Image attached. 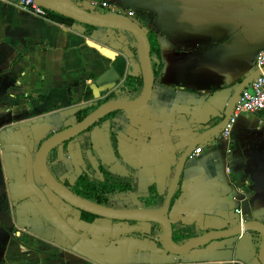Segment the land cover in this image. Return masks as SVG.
Returning a JSON list of instances; mask_svg holds the SVG:
<instances>
[{"label":"crops","instance_id":"obj_1","mask_svg":"<svg viewBox=\"0 0 264 264\" xmlns=\"http://www.w3.org/2000/svg\"><path fill=\"white\" fill-rule=\"evenodd\" d=\"M20 1L0 0V264H263L264 238L255 232L174 256L156 224H86L78 211L67 219L81 233L75 245L37 226L39 219L32 227L18 226L23 233L13 236L15 218L25 222L34 208L25 202L31 195L25 157L4 146L26 144L37 151L51 135L74 126L78 111L128 76H142L140 57L125 45L124 32L99 28L87 35L84 26L38 17ZM78 1L87 9L107 1L133 10L156 47L157 72L143 108L117 112L77 137L61 165L75 177L87 154L95 167L102 161L130 174L139 193L153 187L165 199L187 149L221 124L238 87L256 72L264 49V0ZM109 68L119 80L97 85ZM199 147L201 153L185 162L169 211L174 240L184 244L247 221L264 224V110L241 116L229 140L219 132ZM116 203L141 207L130 197Z\"/></svg>","mask_w":264,"mask_h":264},{"label":"water","instance_id":"obj_2","mask_svg":"<svg viewBox=\"0 0 264 264\" xmlns=\"http://www.w3.org/2000/svg\"><path fill=\"white\" fill-rule=\"evenodd\" d=\"M37 3L45 7L47 10L56 12L62 16L71 18L79 25L97 27L98 29H108L116 32L131 33L138 40L140 48V62L142 68L144 87L140 96L132 101L113 100L105 103L95 110L82 122L72 126L53 137L49 138L38 150L35 158L30 148L26 144L5 145L4 151L7 153H19L25 156L26 160V182L30 191L39 199L35 204L37 212L46 221V223L69 241L71 245H75L81 238V234L76 228L68 223L62 216L58 207H54L44 190L38 186L36 182V174L46 186L47 193L56 195L62 202L74 207L82 212H86L105 220V225L110 226L113 222H134V223H154L162 227L163 235L161 243L165 250L174 256H183L191 251L205 246L212 241L219 239L234 238L240 236L243 232H255L264 238V224L258 221H247L244 224L236 226L228 230H216L202 236L189 240L188 242L178 245L173 238V228L169 219V211L171 201L176 192L182 170L186 160L198 148L201 142L212 135L217 134L225 126L231 116L238 98L245 88L257 78L259 72L247 78L238 87L234 93L230 108L221 124L210 129L201 135L182 156L172 188L166 196L164 205L159 209H115L106 207L84 198H81L59 183L48 171L46 162L49 153L56 147L65 142L79 136L85 131L93 127L104 117L118 111L134 112L143 108L151 99L154 86V71L151 59V44L147 32L134 20L125 16L116 14H100L96 12V7L91 5V9H87L82 4L73 0H35ZM119 80V76L114 68H109L104 74L98 77L96 84L106 86ZM60 207V206H59ZM264 264V262H263Z\"/></svg>","mask_w":264,"mask_h":264},{"label":"trees","instance_id":"obj_3","mask_svg":"<svg viewBox=\"0 0 264 264\" xmlns=\"http://www.w3.org/2000/svg\"><path fill=\"white\" fill-rule=\"evenodd\" d=\"M106 13H107L106 11H103L100 14H106ZM53 16L59 18L61 21L69 25L76 23V21L71 18L62 16L56 12L48 10V18H52ZM82 26L86 28L87 35L90 34L93 30L98 29L97 27H92V26H85V25ZM127 35H128V39L126 45L129 46L130 49L134 51L136 55H138V57H140V48L138 45V40L131 33H127ZM151 46H152L151 58L152 60H154L153 54L155 52L156 47L153 45V43H151ZM153 71L154 74H156L157 65L155 64V62H153ZM142 87H143V78L141 76H128L126 81L123 83V85L120 88H118L115 92L111 93L107 98L99 101L96 106H90L78 111L76 113L77 122L78 123L82 122L100 106L104 105L109 101L119 100L123 95L129 97L130 99L134 98L141 92ZM53 157H55V155L52 156V159L50 161H53V159H55ZM102 172L104 174V180H101L99 177L91 178L89 174L83 173L78 178L74 186L72 187L68 186V184L66 183H64V185L68 187L76 195L104 206L110 205L109 200L111 197H114V195L128 194L134 192L127 179H123L118 176H115L112 173L105 170H102ZM177 195L178 192L175 193L172 199V203H174L175 200L177 199L178 197ZM135 198L137 202L141 205L140 208L142 209H158L164 205V198L162 196H156V193L154 191H150V194L148 195L141 194L139 196H135ZM97 219L100 218L85 212H82L80 217V220L85 222L86 224H92ZM156 226H158V228L162 232L161 226L159 225ZM141 237H149V236L141 235ZM260 238L263 237L260 236ZM175 240L178 245H182L184 242V241H179L177 239Z\"/></svg>","mask_w":264,"mask_h":264},{"label":"flooded vegetation","instance_id":"obj_4","mask_svg":"<svg viewBox=\"0 0 264 264\" xmlns=\"http://www.w3.org/2000/svg\"><path fill=\"white\" fill-rule=\"evenodd\" d=\"M98 8H100V9H102L103 11H105L103 8H101V7H97V9ZM134 15H135V12H134ZM134 15L133 16H126L125 15V17H127V18H129V19H132V20H134L133 19V17H134ZM125 33V32H124ZM126 35V44H127V39H128V35H127V33H125ZM148 38H149V35H148ZM149 41H150V38H149ZM125 44V45H126ZM151 44V43H150ZM127 46V45H126ZM128 48H130L129 46H127ZM131 50V49H130ZM134 52V51H133ZM134 54H135V52H134ZM151 54H152V46H151ZM138 56V55H137ZM152 59V58H151ZM152 65H153V63H152ZM142 78H143V75L141 76ZM126 81V80H125ZM124 81V82H125ZM123 85V84H122ZM121 85V86H122ZM120 86V87H121ZM143 86H144V82H143ZM120 87H118V88H120ZM117 88V89H118ZM143 88V87H142ZM116 89V90H117ZM115 90V91H116ZM115 91H113V92H115ZM112 92V93H113ZM111 94V93H110ZM109 94V95H110ZM109 95H107L105 98H107ZM139 95V94H138ZM124 96V95H123ZM123 96H121V98L119 99V100H125V101H132V100H135V99H125V98H123ZM140 96V95H139ZM126 97V96H125ZM136 97V96H135ZM134 97V98H135ZM105 98H103V99H105ZM102 99V100H103ZM137 99V98H136ZM101 101V100H100ZM99 102V101H98ZM98 102L95 104V105H92V106H96L97 104H98ZM97 110V109H96ZM118 112H120V111H118ZM117 112H114V113H112V114H110V115H108V116H106V117H104L103 119H101L99 122H97L93 127H91L89 130H87V131H85L84 133H87V132H90L96 125H98L99 123H101V122H103L104 120H106V119H108V118H110L111 116H114L115 114H116ZM75 118H76V115H75ZM76 124H78V122H77V120H76ZM75 124V125H76ZM74 125V126H75ZM68 129V128H67ZM223 129V128H222ZM222 129H221V131H222ZM66 130V129H65ZM64 131V130H63ZM221 131H220V133H221ZM62 132V131H61ZM59 133V132H58ZM58 133H56V134H58ZM84 133H82V134H84ZM219 133V132H218ZM56 134H54V135H56ZM82 134H80L79 136H77V137H80ZM54 135H51L49 138H51V137H53ZM77 137H75V138H73V139H71V140H69V141H67V142H65L64 144H62V145H60V146H58V147H56V148H54L50 153H49V155H48V158H47V162H46V167H47V169H48V171L50 172V174L59 182V183H61L63 186H65L64 185V183H66V184H68V186H74L75 185V183H76V181L78 180V178L83 174V173H87V174H89L90 175V177L91 178H93V177H99L101 180H104V174H103V172H102V170H105V171H108V172H110V173H112L113 175H115V176H118V177H120V178H123V179H127L128 181H129V183H130V185H131V187H132V189H133V193H128V194H118V195H114V197H111L110 198V200H109V202H110V205L109 206H106V207H111V208H115V209H139L140 207L139 206H136V207H134V208H118L117 206H116V200L118 199V198H121V197H130L131 199H133L134 200V202H136L137 203V205H140L138 202H137V200H136V198H135V196H139V195H141V194H143V195H148V194H150V191H154L155 193H156V196H158V193H157V191H156V189L155 188H150L149 189V191L148 192H146V193H139L138 191H137V189H136V187L134 186V184H133V181H132V176L129 174H127V175H124V174H122V173H120L116 168H115V166H114V164H111V165H107V164H104L102 161L100 162V164L97 166V167H95V166H93L92 165V163L90 162V160L88 159V157H87V154H83V162H84V164H83V167L81 168V171H80V173L79 174H77V176H75L74 177V180L72 181L71 179H72V176L71 175H68V169L67 168H65V167H63L61 164H62V157H61V155L62 154H64V150H65V148L73 141V140H75ZM48 138V139H49ZM47 139V140H48ZM46 140V141H47ZM45 141V142H46ZM114 141H115V139H114ZM44 142V143H45ZM43 143V144H44ZM115 143V142H114ZM42 144V145H43ZM41 145V146H42ZM40 146V147H41ZM39 147V148H40ZM39 148H38V150H39ZM4 150V149H3ZM38 150L37 151H32L31 149H30V151L32 152V154H33V157L35 158V156H36V153L38 152ZM63 150V151H62ZM55 155V157H53V158H55V159H53V161H50L51 159H52V156H54ZM25 157V156H24ZM26 161V160H25ZM116 164V163H115ZM58 172H60L61 173V175H65L66 176V178H63V179H61L60 178V176L58 175ZM36 176V182H37V184H38V186H40L43 190H44V192L46 193V196L48 197V199H49V201H50V203L54 206V207H58V209H59V211H60V213L62 214V216L67 220L68 219V214L70 213V212H72V211H78L79 213H80V217H81V214H82V211H80V210H78V209H76V208H74V207H71L70 205H68V204H66V203H64V202H62L56 195H54V194H52V193H47L46 192V190H45V185L43 184V182L41 181V179L38 177V175L36 174L35 175ZM69 176H71V177H69ZM25 179H26V171H25ZM27 183V182H26ZM66 187V186H65ZM29 188V187H28ZM67 189H69L68 187H66ZM172 188V187H171ZM30 190V189H29ZM70 190V189H69ZM171 190V189H170ZM177 190V189H176ZM71 191V190H70ZM31 192V191H30ZM72 192V191H71ZM170 192V191H169ZM177 192V191H176ZM175 192V193H176ZM74 193V192H73ZM75 194V193H74ZM169 194V193H168ZM168 194L166 195V196H168ZM76 195V194H75ZM175 195V194H174ZM78 196V195H77ZM80 197V196H79ZM163 197V196H162ZM82 198V197H81ZM164 198V197H163ZM34 199H36V201L34 202ZM166 199V198H165ZM165 199H164V202H165ZM173 199V198H172ZM87 200V199H86ZM39 201V199H38V197L33 193V192H31V195H29V197H27L26 199H25V202H28V204H30L34 209H32V207H31V214L29 215V217L27 218V220L24 222V221H22L21 219H17V218H15L16 219V221H15V223H14V231H13V236L14 237H20L21 235H22V233L23 232H21V228H19L18 226H22V225H24V224H27V225H29V226H33L34 225V223H35V221H34V219H39V223H38V225L37 226H39V225H46V227L47 228H49L50 230H52V231H54V232H56V234H59L61 237H63L62 235H61V233H57V231L55 230V229H53L51 226H49L47 223H46V221L41 217V215L37 212V209H36V207H35V204L37 203ZM89 201V200H88ZM92 202V201H91ZM95 203V202H94ZM98 204V203H97ZM135 205V204H134ZM171 205H172V201H171ZM60 206V207H59ZM104 206V205H103ZM141 206V205H140ZM63 207H65V209H66V212H63ZM163 206H161L160 208H162ZM171 208V207H170ZM159 209V208H158ZM15 210V208L13 209V211ZM71 210V211H70ZM238 211V210H237ZM86 213V212H85ZM238 213V212H237ZM35 216V217H34ZM100 219H102V218H100ZM97 220H99V219H97ZM104 220V219H103ZM68 221V220H67ZM96 221V220H95ZM94 221V222H95ZM93 222V223H94ZM69 223V222H68ZM115 223H117V221H115ZM128 223H131V224H135L134 222H128ZM36 224V223H35ZM151 224V223H150ZM154 224V223H153ZM156 225H158V224H156ZM37 226H35V227H37ZM160 226V225H159ZM162 228V227H161ZM77 230V229H76ZM78 231V230H77ZM79 233H80V231H78ZM162 233H163V231H162ZM81 234V233H80ZM174 238V237H173ZM67 240V239H66ZM68 241V240H67ZM175 241V240H174ZM69 242V241H68Z\"/></svg>","mask_w":264,"mask_h":264},{"label":"built area","instance_id":"obj_5","mask_svg":"<svg viewBox=\"0 0 264 264\" xmlns=\"http://www.w3.org/2000/svg\"><path fill=\"white\" fill-rule=\"evenodd\" d=\"M21 7L38 17L48 18V10L35 0H21ZM94 7L103 8L108 14L120 16H133V10H125L107 1L93 2ZM255 69L259 75L247 88L243 90L238 98L234 110L221 131V138L229 140L237 120L244 115L258 114L264 110V49L260 50L255 60ZM202 151L199 147L189 156L190 159L197 157ZM241 213L240 210L237 211Z\"/></svg>","mask_w":264,"mask_h":264},{"label":"rangeland","instance_id":"obj_6","mask_svg":"<svg viewBox=\"0 0 264 264\" xmlns=\"http://www.w3.org/2000/svg\"><path fill=\"white\" fill-rule=\"evenodd\" d=\"M75 2L76 3H79V1L78 0H75ZM80 4V3H79ZM96 12L97 13H101V12H103V10L102 9H100V8H98V9H96ZM69 177H71V176H69ZM72 181L74 180V177H72V179H71ZM71 211V210H70ZM63 212H66V209H65V207H63ZM71 217V216H70Z\"/></svg>","mask_w":264,"mask_h":264}]
</instances>
